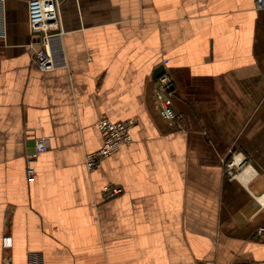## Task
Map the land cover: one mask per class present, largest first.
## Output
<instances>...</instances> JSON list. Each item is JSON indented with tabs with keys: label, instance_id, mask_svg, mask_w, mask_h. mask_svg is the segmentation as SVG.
I'll return each mask as SVG.
<instances>
[{
	"label": "crops",
	"instance_id": "crops-1",
	"mask_svg": "<svg viewBox=\"0 0 264 264\" xmlns=\"http://www.w3.org/2000/svg\"><path fill=\"white\" fill-rule=\"evenodd\" d=\"M29 1L1 2L0 264H264L255 0H63L46 72L32 64ZM163 60L188 129L159 116ZM102 118L133 120V141L88 172ZM105 185L123 194L105 201Z\"/></svg>",
	"mask_w": 264,
	"mask_h": 264
},
{
	"label": "built area",
	"instance_id": "built-area-1",
	"mask_svg": "<svg viewBox=\"0 0 264 264\" xmlns=\"http://www.w3.org/2000/svg\"><path fill=\"white\" fill-rule=\"evenodd\" d=\"M63 0H30L28 3V23L31 37L35 40L31 45L32 64L40 71H52L55 69V62L51 50V39L53 36H61L63 32L60 7ZM0 0V37H4V18ZM255 9L264 11V0H255ZM164 68L155 82L153 89L154 102L158 108L160 118L172 125L180 122L181 116L175 113L173 104L172 87L173 81L167 71L168 61L163 60ZM135 126L133 120L122 122H113L107 118H102L98 122V130L102 139L101 148L85 156V167L88 172H92L98 164L114 155L122 146L130 145L133 141L132 130ZM48 144L45 140H40L27 158V175L33 177L34 170L30 166L32 161L43 153L48 151ZM232 165V162H231ZM229 165V166H231ZM228 174L232 176L229 172ZM123 190L117 186L105 185L102 190L103 199L105 201L113 200L120 197ZM258 234H264V227H260ZM2 247L4 250H10L12 247V238L5 235L2 239ZM4 264H11L6 260Z\"/></svg>",
	"mask_w": 264,
	"mask_h": 264
},
{
	"label": "rangeland",
	"instance_id": "rangeland-1",
	"mask_svg": "<svg viewBox=\"0 0 264 264\" xmlns=\"http://www.w3.org/2000/svg\"><path fill=\"white\" fill-rule=\"evenodd\" d=\"M180 116H181L180 122H181V124L183 123L182 128L188 129L187 126L185 127V122H184L183 116L182 115H180ZM231 162H232V160L231 161L228 160L227 162H225L224 167L226 168L225 171L227 172V174L229 172L232 176H230L229 174L228 175L233 178V177L238 175V172H240V165H239L240 163L238 164V163L232 162V165H231ZM229 165H231V166H229Z\"/></svg>",
	"mask_w": 264,
	"mask_h": 264
},
{
	"label": "water",
	"instance_id": "water-1",
	"mask_svg": "<svg viewBox=\"0 0 264 264\" xmlns=\"http://www.w3.org/2000/svg\"><path fill=\"white\" fill-rule=\"evenodd\" d=\"M163 70H164L163 67L159 68V70L156 71V76L155 77H157L161 72H163ZM34 151H35V149H33L31 153H33Z\"/></svg>",
	"mask_w": 264,
	"mask_h": 264
}]
</instances>
